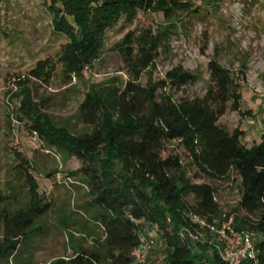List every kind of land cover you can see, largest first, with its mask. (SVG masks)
Listing matches in <instances>:
<instances>
[{
	"label": "trees",
	"instance_id": "trees-1",
	"mask_svg": "<svg viewBox=\"0 0 264 264\" xmlns=\"http://www.w3.org/2000/svg\"><path fill=\"white\" fill-rule=\"evenodd\" d=\"M4 1L0 0V42ZM46 5L53 15L54 32L67 41L56 59L39 60L29 73L31 78L19 82V111L50 146L82 160L79 171L90 186V205L99 209L96 217L106 232L105 252L75 250L71 257L49 264H132V251L144 226L155 229L158 242L170 249L163 264H227L213 247L190 245L179 236L182 227L190 226V213L215 219L221 217V211L216 186L194 182L179 154L164 155L165 143L175 140L208 178L220 181L235 175L240 180L242 193L234 210L235 224L240 230L259 234V264H264V131L259 143L247 147L241 143L245 132L231 134L219 125L231 99L235 109L241 110V93L235 89L239 84L230 70L211 61L213 85L207 94L176 101L166 87L180 88L196 76L179 66L159 83L138 84L141 71L155 62L160 36L145 35L136 56L130 33L117 51L131 69L132 80L123 87L114 81L92 84L80 104L81 116L91 132L73 134L33 102L28 86L31 79L50 83L58 64L64 66L66 77L82 75L100 58L107 31L120 20L132 22L142 9L170 17L180 0H48ZM23 162L32 185L30 205L12 212L0 190V264H31L17 261V255L32 235L35 220L50 211L30 171V162Z\"/></svg>",
	"mask_w": 264,
	"mask_h": 264
},
{
	"label": "rangeland",
	"instance_id": "rangeland-1",
	"mask_svg": "<svg viewBox=\"0 0 264 264\" xmlns=\"http://www.w3.org/2000/svg\"><path fill=\"white\" fill-rule=\"evenodd\" d=\"M48 0H5L1 8L3 30L0 42V190L7 196L5 205L12 212L29 208L31 180L24 171L23 159L39 183V192L50 211L38 217L32 235L22 245L17 261L49 264L73 251L105 252L106 232L91 206L90 186L83 173L82 160L50 146L31 129V122L19 111V82H26L39 60L56 59L66 37L54 32ZM133 33L134 52L139 55L143 37L159 38L154 64L141 71L142 86L165 80L166 73L182 67L196 79L180 88L168 85L176 101L204 97L210 86L209 64L217 61L232 72L241 110L231 99L219 125L228 132H245L241 143L247 147L261 141L264 128V0H180L175 14L165 17L142 9L132 22L120 20L106 34L99 59L82 75H64L57 65L51 82L31 79L33 102L57 125L75 135L91 132L79 107L92 84L114 81L123 87L132 80L131 69L117 46ZM31 78V77H30ZM24 84V83H23ZM164 90V89H163ZM162 88L159 90L163 92ZM179 154L196 183L216 186L221 216L234 214L241 198L240 180H213L200 173L183 145L165 143L166 156ZM146 227V228H145ZM141 233L158 235L144 226ZM170 249L158 242L152 264L165 263ZM103 264H108L104 261Z\"/></svg>",
	"mask_w": 264,
	"mask_h": 264
},
{
	"label": "built area",
	"instance_id": "built-area-1",
	"mask_svg": "<svg viewBox=\"0 0 264 264\" xmlns=\"http://www.w3.org/2000/svg\"><path fill=\"white\" fill-rule=\"evenodd\" d=\"M188 220L190 226L182 227L179 231L183 241L190 245L213 247L227 264H259V234L237 228L234 214L210 219L208 216L190 213ZM152 231L155 232V229ZM141 232L139 244L132 251V264H149L158 245L153 234Z\"/></svg>",
	"mask_w": 264,
	"mask_h": 264
}]
</instances>
